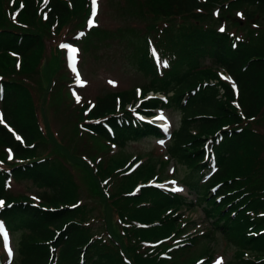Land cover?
Segmentation results:
<instances>
[{
  "label": "trees",
  "instance_id": "1",
  "mask_svg": "<svg viewBox=\"0 0 264 264\" xmlns=\"http://www.w3.org/2000/svg\"><path fill=\"white\" fill-rule=\"evenodd\" d=\"M117 2L144 28L93 27L83 44L124 43L127 58L148 83L139 98L134 87L107 91L86 110L87 102L71 108L58 103H73L58 42L69 25L84 28L89 0H0V221L13 231L21 229L11 264H184L178 258L202 236H183L182 227L176 228L179 215L174 213L193 204L191 194L212 219L211 236L220 231L236 246L238 264H264V0ZM237 11L241 25L225 17ZM154 53L167 61L160 69ZM221 71L234 80L236 94ZM148 90L166 99H145ZM52 103L56 114L71 116V144L51 124ZM157 107L180 112L166 152L189 168L186 184L193 192L188 195L152 186L131 195L133 185L156 175V164L164 166L167 158H146L128 171L133 161L118 159L114 152L94 161L75 152L72 129L102 140L109 151L128 138L163 136L134 115L151 114ZM210 157L216 168L203 178ZM77 163L97 194V219L103 220L98 229L95 217H88L94 207L79 196L72 172ZM108 178L110 184L115 181L114 189L106 185ZM9 179H27L39 191L34 196L11 192ZM0 264H5L1 239Z\"/></svg>",
  "mask_w": 264,
  "mask_h": 264
},
{
  "label": "rangeland",
  "instance_id": "2",
  "mask_svg": "<svg viewBox=\"0 0 264 264\" xmlns=\"http://www.w3.org/2000/svg\"><path fill=\"white\" fill-rule=\"evenodd\" d=\"M95 1L97 7L95 23L99 27L116 29L119 26L124 27L133 25L135 27L144 28L143 22L133 20L126 16L127 14L131 15L130 11L128 12L124 8H120L117 0ZM251 22H253V20ZM225 26L231 30L234 29L230 24H225ZM76 28L75 25H69L68 29H66V33L61 36V40L64 39L63 42H71L75 44L72 50L74 62L82 75V79L86 80V84L77 89L82 97V101L93 102L97 95L111 90L129 89L131 87H135L136 89L142 87L143 89L145 87L146 83H148V79L140 70H138L136 65L127 58L126 54L129 52V48L125 46L124 43L119 42L116 39H107L105 42H99L94 46H92V44L85 46L82 40H69L70 37L74 35ZM237 32L241 33L240 31ZM79 34L80 33H78V35ZM52 39L55 40V37ZM146 92L148 96H159L160 98H164L163 94L160 92ZM74 95L77 103L79 97L76 92ZM58 103H63V105H66L68 108H71L73 103L76 104L73 102L70 106L69 99H63ZM80 104L81 103H77L76 107L78 105L80 106ZM60 109L63 111L66 108ZM56 111L57 105L52 103L51 112L53 113L51 115V124L53 128H58L61 139H63L66 144H71V139L69 140L71 135V131L69 130L70 123L68 121L71 116L60 115L59 113L56 114ZM157 112L158 109L155 110V114H157ZM162 112L164 113V117L163 119L159 118L158 121L161 122L160 124L164 125L166 130L178 127L180 121L179 110L168 108L166 111L162 110ZM72 133V143L77 148L75 152L83 156L87 161H94L97 157H103L101 154H112L113 152L114 157L122 160H130L135 156H139V158L141 157V159L136 161L134 167L143 163V161L147 160L146 158L157 162L159 159L164 160L167 158L166 145L167 140L169 139L168 135L164 138L152 136H144L138 139L128 138L125 139V143L121 145L122 147H117V149L113 150L114 148L111 145L112 150L109 151L110 148L106 146L102 140H98L84 131L72 129ZM104 159L105 157L103 160ZM128 164L129 163L124 166H127ZM72 167L74 177L79 184L80 198L83 201H86L89 206L94 207L93 212L90 213L88 217L89 219L95 217L92 222L94 228L98 229L99 226L103 224V220H100L99 218L97 219V215L101 216V210L99 209L98 211L97 209V194L93 192L94 188L89 184V181L91 180L89 179L85 168L83 167V169L82 165L79 163H77V168H74L73 165ZM156 167V175L151 178V183L157 184L162 189L177 188L178 191L182 192L184 195L188 194V191L191 190L190 187L186 185V182L189 181L190 170L181 162L168 157L164 166L157 163ZM113 168L116 169L115 167ZM157 179H159V182ZM111 180V178H108L106 185L110 184ZM11 183V192H25L30 195H35L37 191H39V188L30 183L27 179L15 180ZM135 185L136 183L133 185V188ZM114 187L115 181L113 184H110V189H114ZM135 193L137 195L139 194L137 186L135 187ZM189 199L192 201V205H182L176 213H174L179 215L176 218V228L179 229L180 226L182 227V232L180 234L183 236H202L199 237L197 246L191 252L179 257L178 262H183L184 264H193L197 262L196 264H200L201 259L205 258L206 260V258H208V262H211V264H218V261L222 262V264H238L236 258V246L228 242L221 235L220 231H217V233H214V235L211 236L212 219L207 218L208 216H206L202 206L200 207L195 204L196 200L194 199L193 194L190 195ZM0 231L2 232L1 226ZM20 232L21 229L16 228L15 231L10 233L11 238L9 237V242L6 240V243H4L5 251L7 249L9 254L6 264L13 263ZM11 252H13V257L11 262H9ZM245 255H249V253L245 252L244 257H246Z\"/></svg>",
  "mask_w": 264,
  "mask_h": 264
},
{
  "label": "bare ground",
  "instance_id": "3",
  "mask_svg": "<svg viewBox=\"0 0 264 264\" xmlns=\"http://www.w3.org/2000/svg\"><path fill=\"white\" fill-rule=\"evenodd\" d=\"M229 80H230V81H229L230 85H232V87H233L234 90L236 91L237 88H236V84H235L234 80H233L232 78H230ZM235 91H234V92H235ZM163 115H164V114H159L158 116L162 118ZM152 137H156V136L153 135Z\"/></svg>",
  "mask_w": 264,
  "mask_h": 264
},
{
  "label": "snow or ice",
  "instance_id": "4",
  "mask_svg": "<svg viewBox=\"0 0 264 264\" xmlns=\"http://www.w3.org/2000/svg\"><path fill=\"white\" fill-rule=\"evenodd\" d=\"M221 31H223V29H221ZM77 79H79V76H77ZM78 102H79V101H78ZM2 205H3V202L0 201V206H2ZM218 264H222V262L218 261Z\"/></svg>",
  "mask_w": 264,
  "mask_h": 264
},
{
  "label": "water",
  "instance_id": "5",
  "mask_svg": "<svg viewBox=\"0 0 264 264\" xmlns=\"http://www.w3.org/2000/svg\"><path fill=\"white\" fill-rule=\"evenodd\" d=\"M232 20H237V17H231Z\"/></svg>",
  "mask_w": 264,
  "mask_h": 264
}]
</instances>
